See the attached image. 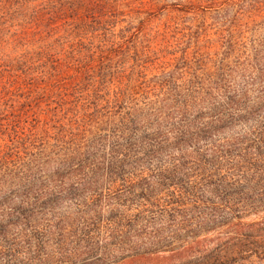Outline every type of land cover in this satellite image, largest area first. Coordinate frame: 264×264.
<instances>
[{"label": "rangeland", "instance_id": "obj_1", "mask_svg": "<svg viewBox=\"0 0 264 264\" xmlns=\"http://www.w3.org/2000/svg\"><path fill=\"white\" fill-rule=\"evenodd\" d=\"M153 1L145 11L155 19L138 47L152 39L155 51L178 53L160 79L170 100L140 131L184 129L209 149L215 139L216 153L203 148L212 166L191 156L179 163L185 176L167 172L178 165L176 151L149 155L134 139H114L121 165L91 157L63 172L36 162L1 171L0 264H264V0ZM118 3L128 9L134 0ZM238 13L228 47L223 18ZM161 74L148 71L146 81ZM200 196L209 201L207 224L175 232L169 215L149 222L178 198Z\"/></svg>", "mask_w": 264, "mask_h": 264}, {"label": "trees", "instance_id": "obj_2", "mask_svg": "<svg viewBox=\"0 0 264 264\" xmlns=\"http://www.w3.org/2000/svg\"><path fill=\"white\" fill-rule=\"evenodd\" d=\"M142 2L134 0L125 9L118 0H0V172L23 165L35 169V162L39 169L53 166L63 172L81 168L80 159L91 157L103 158L108 168L121 165L114 139H134L135 148L147 145L149 155L161 146L176 151L178 165H166L167 172L184 175L185 164L179 163L191 156L212 166L198 135L184 129L177 135L140 131L139 125L160 117L161 105L170 100L168 83L160 79L170 74L164 72L178 53L174 47L155 51L152 39L138 47L155 19L145 10L155 9L156 1ZM242 17L223 18L228 47ZM205 30H197V42ZM187 37L192 40L193 34L182 35ZM155 69L161 76L146 81ZM208 151L217 152L215 139ZM208 202L203 196L178 198L149 222L169 215L175 232L207 224Z\"/></svg>", "mask_w": 264, "mask_h": 264}]
</instances>
